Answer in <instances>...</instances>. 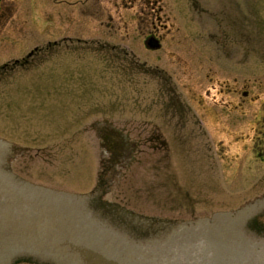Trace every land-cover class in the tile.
I'll return each instance as SVG.
<instances>
[{
	"label": "rangeland",
	"instance_id": "obj_1",
	"mask_svg": "<svg viewBox=\"0 0 264 264\" xmlns=\"http://www.w3.org/2000/svg\"><path fill=\"white\" fill-rule=\"evenodd\" d=\"M4 1L0 137L23 148L14 174L88 193L89 124L107 120L139 144L111 202L188 219L264 195V0Z\"/></svg>",
	"mask_w": 264,
	"mask_h": 264
},
{
	"label": "water",
	"instance_id": "obj_2",
	"mask_svg": "<svg viewBox=\"0 0 264 264\" xmlns=\"http://www.w3.org/2000/svg\"><path fill=\"white\" fill-rule=\"evenodd\" d=\"M145 45L160 47L154 37ZM104 121L109 122L95 120L89 127L93 131ZM22 151L0 137V264H264V237L257 236L264 229L248 228L250 220L264 228V195L208 217L140 214L108 199L129 159L102 175V200L110 213L98 215L88 203L100 192H95L100 156L91 191L73 193L14 174L10 163Z\"/></svg>",
	"mask_w": 264,
	"mask_h": 264
},
{
	"label": "flooded vegetation",
	"instance_id": "obj_3",
	"mask_svg": "<svg viewBox=\"0 0 264 264\" xmlns=\"http://www.w3.org/2000/svg\"><path fill=\"white\" fill-rule=\"evenodd\" d=\"M9 10L10 6L7 10L5 7V1L0 0V27L3 26L5 24V20L8 19L7 15H9ZM93 131L97 137L98 146L100 148V174L98 175V186L96 185L95 188V192H100L89 201L88 207L92 208V211L98 215L102 214L108 216L110 213V206L105 202L103 203L102 196L104 195V191L103 187H101V183H105L106 177H101L103 174L107 176V174H110V172L118 166H120L119 169L125 166L129 159L133 157V154L139 144L138 140H129L126 134H123L120 130L114 128L110 122L104 121L102 124H95L93 126ZM160 137L161 133L158 130H151L150 134L147 136V142L149 143L151 149H155L157 151L162 150L161 147L162 145L164 146L165 142H163ZM17 151H20V149ZM249 222H252V220Z\"/></svg>",
	"mask_w": 264,
	"mask_h": 264
},
{
	"label": "trees",
	"instance_id": "obj_4",
	"mask_svg": "<svg viewBox=\"0 0 264 264\" xmlns=\"http://www.w3.org/2000/svg\"><path fill=\"white\" fill-rule=\"evenodd\" d=\"M106 204H108V203H106ZM108 205H109V204H108ZM248 228H249V229H257V230H259L258 228H260V230H261V229H262V230L264 229V228L259 227L258 225H254L253 222H249V223H248ZM258 235H264V232H259Z\"/></svg>",
	"mask_w": 264,
	"mask_h": 264
},
{
	"label": "bare ground",
	"instance_id": "obj_5",
	"mask_svg": "<svg viewBox=\"0 0 264 264\" xmlns=\"http://www.w3.org/2000/svg\"><path fill=\"white\" fill-rule=\"evenodd\" d=\"M211 122H213V119H211Z\"/></svg>",
	"mask_w": 264,
	"mask_h": 264
}]
</instances>
